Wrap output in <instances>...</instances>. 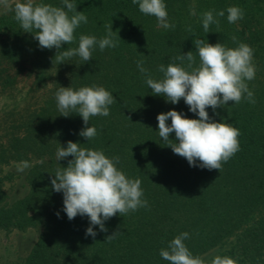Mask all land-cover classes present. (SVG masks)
Returning a JSON list of instances; mask_svg holds the SVG:
<instances>
[{
	"label": "trees",
	"instance_id": "1",
	"mask_svg": "<svg viewBox=\"0 0 264 264\" xmlns=\"http://www.w3.org/2000/svg\"><path fill=\"white\" fill-rule=\"evenodd\" d=\"M16 2L24 0L0 13V98L8 102L0 108V233L32 229L36 239L25 256H0V264H169L160 249L182 232L189 233L184 243L194 256L215 252L238 264H264V0H164L175 25L171 29L158 27L157 19L141 13L132 0H72L88 22L62 48L78 47L81 35L99 40L111 24L118 44L103 51L96 46L89 62L74 56L61 64L54 59L55 48L41 49L31 33L23 32L11 10ZM36 3L62 6V0ZM230 6L242 8L244 18L229 23ZM193 8L195 15L190 14ZM210 10L214 16L221 10L225 15L217 16L219 24H211L206 33L202 14ZM197 39L229 48L245 43L254 49L256 75L247 83L256 103L229 102L215 113L207 109L214 120L240 131L239 151L222 162L220 171L190 166L162 140L158 114L175 109L198 117L183 99L173 105L154 95L137 68L142 60L160 80L158 66L167 67L189 51L199 65ZM93 85L104 87L117 102L109 106V116L90 117L97 136L87 142L79 135L82 117L77 112L62 116L56 92ZM68 141L119 157L117 167L141 180L148 207L116 214L105 222L107 232L94 226L95 238L86 236L88 217L69 220L63 193L51 186L56 170L73 159L56 158L57 149ZM25 160L30 164L22 175L26 191L11 200L4 186L14 175L4 167ZM117 231L115 239L106 241Z\"/></svg>",
	"mask_w": 264,
	"mask_h": 264
},
{
	"label": "clouds",
	"instance_id": "2",
	"mask_svg": "<svg viewBox=\"0 0 264 264\" xmlns=\"http://www.w3.org/2000/svg\"><path fill=\"white\" fill-rule=\"evenodd\" d=\"M132 3L138 4L141 13L154 16L158 27H175L169 22L164 0H132ZM11 10L23 32L31 33L41 49L57 50L54 59L59 64L74 56L89 62L96 46L103 51L105 48H115L118 44L111 24L106 26L107 33L99 40L95 36L81 35L78 47L62 48L63 45L72 44L76 40L75 30L81 23L88 22L87 16L83 11H77V4L72 0H62V6L24 0L16 2ZM227 13L229 23L244 18V10L239 6L228 7ZM190 14H196L194 8ZM224 15L223 10L215 16L212 10L204 12V31L207 33L211 24L218 25L216 17ZM188 30L192 31L191 27ZM236 39L232 37L234 42ZM194 46L198 52L199 65H196V57L189 51L175 57L167 67L159 65L157 70L163 73L160 80L152 77L149 70L143 67L142 60L137 61V68L145 76V82L154 95L163 96L166 102L173 105L183 99L189 111L198 117L188 118L175 109L158 114V132L162 140L168 143L174 154L185 158L190 166L220 171L222 162L226 163L239 151L240 131L231 124L214 120L207 109L211 108L215 113L216 109L225 108L229 102L239 104L246 100L253 105L256 103L254 92L247 83L255 79L256 75L254 49L245 43L229 48L220 42L205 43L203 39L195 40ZM56 101L62 116L68 117L71 112H77L82 117L84 127L79 135L87 142L97 136L96 128L89 126L90 117L109 116V106L117 102L111 92L96 85L78 90L60 87L56 92ZM169 119L170 125L167 123ZM172 133L175 134L174 140L170 139ZM81 145L68 141L66 147L57 149V161L68 157L73 159L68 160L66 167L56 170L51 186L55 192L63 193V211L68 219L72 220L77 215L87 216L90 226L86 229V236L95 238L97 232L94 226L107 232V220L116 214L122 216L141 207L147 208L148 202L143 199L141 180L127 177L117 167L119 157L109 158L101 150ZM29 167L28 161H21L17 164V171L23 172ZM118 234L117 231L107 236L106 241L111 242ZM189 238L188 232L175 236L166 248L160 249L162 259L169 264H238V260L230 256L216 255L211 261L194 256L184 243Z\"/></svg>",
	"mask_w": 264,
	"mask_h": 264
},
{
	"label": "rangeland",
	"instance_id": "3",
	"mask_svg": "<svg viewBox=\"0 0 264 264\" xmlns=\"http://www.w3.org/2000/svg\"><path fill=\"white\" fill-rule=\"evenodd\" d=\"M14 1L17 0H7V3H5V0H0V13L4 12ZM2 97L0 98V108H3V105L8 103L7 100L5 101V97ZM25 171L26 169L23 172H18L17 164L4 167V172H10L14 175L13 179L11 181H7L4 186L11 200L23 195L26 191V187L24 186V181L22 179V175ZM35 239L36 233L32 229L24 232L13 231L8 235L0 233V256L10 260L25 256L35 242ZM216 254L217 253L212 252L202 257L211 261Z\"/></svg>",
	"mask_w": 264,
	"mask_h": 264
}]
</instances>
